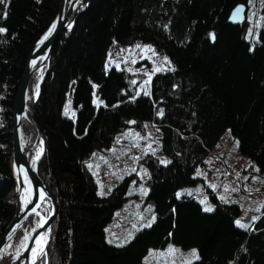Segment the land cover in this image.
Wrapping results in <instances>:
<instances>
[{"label": "trees", "instance_id": "obj_1", "mask_svg": "<svg viewBox=\"0 0 264 264\" xmlns=\"http://www.w3.org/2000/svg\"><path fill=\"white\" fill-rule=\"evenodd\" d=\"M250 2L87 0L74 27L59 35L36 110L45 142L39 173L59 204L48 264H140L150 248L170 242L198 247L190 264H264V200L247 227H240L241 204L219 199L216 189L212 211L194 194L178 196L195 183L210 154L219 156L228 130L264 170V26L252 44L247 14L242 23L230 22L233 9H249ZM60 4L0 0V237L16 207V93L31 50ZM137 44H151L161 63L166 56L172 61L153 72L150 94L138 95L130 71L106 68L109 56ZM95 88L103 104L95 102ZM147 121L160 129L159 149L168 159L152 152L139 159L148 169L156 219L117 245L107 241L106 227L127 200L129 179L103 194L87 158L110 148L128 128L145 130ZM45 202L40 210L49 215L51 203Z\"/></svg>", "mask_w": 264, "mask_h": 264}, {"label": "rangeland", "instance_id": "obj_2", "mask_svg": "<svg viewBox=\"0 0 264 264\" xmlns=\"http://www.w3.org/2000/svg\"><path fill=\"white\" fill-rule=\"evenodd\" d=\"M247 17L250 21L248 39L254 44L259 38L260 28L264 26V0H251ZM169 66H172L170 57L166 56L162 63L159 62L151 44H137L109 56L106 61L107 70L116 67L135 75L138 95L150 94L153 72ZM95 102L104 103L97 88ZM68 112L73 118L76 117L73 105L68 107ZM161 140L160 129L153 122L147 121L145 130L128 128L110 148L99 153L95 151L88 156L87 163L97 177L101 193L110 194L123 179H129L127 200L115 210L106 227L107 241L124 245L140 228L155 221L156 203L148 197L149 189L146 185L148 169L139 159L152 152L160 156L163 162H168L159 149ZM217 150L219 156L210 154L205 165L198 167L195 183L180 188L178 196L194 194L205 209L212 211L216 206L212 197L216 189L219 199L230 197L241 204L242 213L237 221L247 226L250 223L248 219L254 218L252 215L257 213L263 204L264 170L253 158L242 153L239 138L230 130L225 132ZM12 194L9 195V200L13 198ZM44 204L47 202L44 201L41 207ZM10 249L11 247H7V251ZM44 256L45 264H48L47 254ZM198 257V247L184 248L170 242L165 247L150 248L140 264H190Z\"/></svg>", "mask_w": 264, "mask_h": 264}, {"label": "water", "instance_id": "obj_3", "mask_svg": "<svg viewBox=\"0 0 264 264\" xmlns=\"http://www.w3.org/2000/svg\"><path fill=\"white\" fill-rule=\"evenodd\" d=\"M86 1L61 0L57 15L35 43L26 62V67L14 101L13 156L11 168L16 183V207L12 219L0 237V256L11 237L23 223L26 215V209H23L21 206V197L25 191V181L23 178L25 176L29 179V183L35 190V196L29 205L31 206L37 201H40L42 204L45 199H48L51 203V212L47 217L48 220L41 227L49 231V239L45 247V254H47L48 245L52 237V229L59 217V204L39 173V163L45 153V142L41 129L36 121L37 101L41 93L45 68L49 67L57 39L62 32L70 31L74 27L81 11L86 7ZM237 9L241 10L238 16L236 15ZM247 11L248 8L245 4L237 5L230 14V22L235 24L242 23L246 18ZM36 75H39L34 84L37 96L34 102L30 103L29 94L33 84V78ZM28 111L31 112L30 124L34 129L35 137L34 142L29 147L24 148L21 139L22 121ZM39 146H41L42 151L33 160L35 150L37 151ZM38 230L32 234V238L35 237Z\"/></svg>", "mask_w": 264, "mask_h": 264}, {"label": "bare ground", "instance_id": "obj_4", "mask_svg": "<svg viewBox=\"0 0 264 264\" xmlns=\"http://www.w3.org/2000/svg\"><path fill=\"white\" fill-rule=\"evenodd\" d=\"M39 75L34 76L29 94V102L32 103L36 99L35 82ZM31 112L28 111L22 121L21 139L23 147L27 148L34 142L35 132L30 124ZM42 151L41 146L35 150L33 160ZM25 181V191L21 197V206L26 209V215L23 223L18 227L14 235L9 240L7 246L0 256V264H38L45 254V247L49 239V231L42 229V225L48 220L39 208L41 202L37 201L33 205H29L35 196V190L29 183V179L23 177ZM13 197V194H12ZM44 202V200H43ZM42 202V203H43ZM38 233L32 238V234L37 230ZM7 247H11L7 251Z\"/></svg>", "mask_w": 264, "mask_h": 264}, {"label": "snow or ice", "instance_id": "obj_5", "mask_svg": "<svg viewBox=\"0 0 264 264\" xmlns=\"http://www.w3.org/2000/svg\"><path fill=\"white\" fill-rule=\"evenodd\" d=\"M240 9H237V12H236V15L238 16L239 15V13H240ZM54 27V26H53ZM3 31H5L4 29H2V28H0V32H3ZM157 70H159V69H157ZM206 210H208V211H210L211 209H206ZM237 224L240 226V227H247L246 225H244V224H241L239 221H237ZM150 226V225H149ZM195 254V253H194Z\"/></svg>", "mask_w": 264, "mask_h": 264}]
</instances>
